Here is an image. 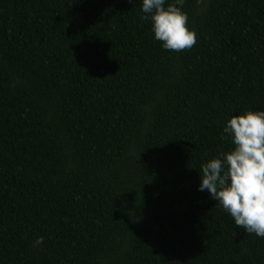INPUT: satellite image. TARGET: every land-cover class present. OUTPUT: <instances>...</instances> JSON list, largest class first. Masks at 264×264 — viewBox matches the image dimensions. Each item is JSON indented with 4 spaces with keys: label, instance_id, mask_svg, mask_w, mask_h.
I'll list each match as a JSON object with an SVG mask.
<instances>
[{
    "label": "trees",
    "instance_id": "16d2710c",
    "mask_svg": "<svg viewBox=\"0 0 264 264\" xmlns=\"http://www.w3.org/2000/svg\"><path fill=\"white\" fill-rule=\"evenodd\" d=\"M141 4L0 0V264H264L197 190L264 111V0H184L182 52Z\"/></svg>",
    "mask_w": 264,
    "mask_h": 264
},
{
    "label": "clouds",
    "instance_id": "9594fccd",
    "mask_svg": "<svg viewBox=\"0 0 264 264\" xmlns=\"http://www.w3.org/2000/svg\"><path fill=\"white\" fill-rule=\"evenodd\" d=\"M184 0H142L143 20L166 51L197 42L182 10ZM221 139L232 147L200 165L198 191L207 192L244 232L264 239V111L245 110L226 121Z\"/></svg>",
    "mask_w": 264,
    "mask_h": 264
}]
</instances>
